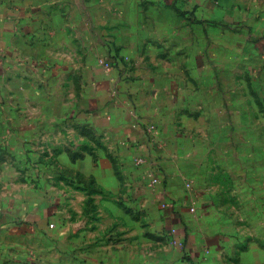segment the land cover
<instances>
[{"label":"crops","instance_id":"crops-1","mask_svg":"<svg viewBox=\"0 0 264 264\" xmlns=\"http://www.w3.org/2000/svg\"><path fill=\"white\" fill-rule=\"evenodd\" d=\"M0 264H264V0H0Z\"/></svg>","mask_w":264,"mask_h":264},{"label":"built area","instance_id":"built-area-1","mask_svg":"<svg viewBox=\"0 0 264 264\" xmlns=\"http://www.w3.org/2000/svg\"><path fill=\"white\" fill-rule=\"evenodd\" d=\"M101 63H102V65L106 68V69H109L110 67H111V64H110V62H108V61H106V60H101ZM144 162V159L143 158H141V157H137L136 159H135V163L136 164H142ZM147 178H148V182H147V185H148V187L149 188H154V187H156L157 185H159L160 183H161V179L158 177V176H156L153 172H151V171H149L148 173H147ZM160 206L161 207H168V203L167 202H161L160 203ZM171 233L172 234H174L175 233V229H172L171 230ZM174 245H178V247H182V242H180V241H178V240H175V239H173L172 241H171Z\"/></svg>","mask_w":264,"mask_h":264},{"label":"rangeland","instance_id":"rangeland-1","mask_svg":"<svg viewBox=\"0 0 264 264\" xmlns=\"http://www.w3.org/2000/svg\"><path fill=\"white\" fill-rule=\"evenodd\" d=\"M3 253H1V255H2Z\"/></svg>","mask_w":264,"mask_h":264}]
</instances>
